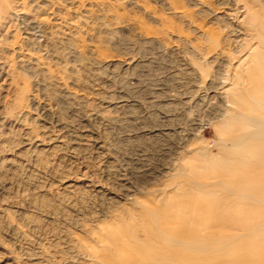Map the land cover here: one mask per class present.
Segmentation results:
<instances>
[{
	"label": "rangeland",
	"instance_id": "374dc122",
	"mask_svg": "<svg viewBox=\"0 0 264 264\" xmlns=\"http://www.w3.org/2000/svg\"><path fill=\"white\" fill-rule=\"evenodd\" d=\"M200 1L205 8L195 0H0V264H92L93 250L104 255V228L128 218L126 186L144 193L172 183L190 149L216 140L206 125L215 100L199 101L205 77L197 71L214 72L206 32L227 33L213 12L240 2ZM245 1L264 13V0ZM53 11L70 25L44 46L20 15L50 19ZM28 51L34 59L24 62ZM52 130L62 144L35 143ZM106 184L114 194L96 193ZM262 217L264 203L253 223L264 227ZM263 230L251 242L260 257Z\"/></svg>",
	"mask_w": 264,
	"mask_h": 264
},
{
	"label": "bare ground",
	"instance_id": "6f19581e",
	"mask_svg": "<svg viewBox=\"0 0 264 264\" xmlns=\"http://www.w3.org/2000/svg\"><path fill=\"white\" fill-rule=\"evenodd\" d=\"M71 1L73 5L80 3L79 0ZM195 1L205 8L204 2ZM239 2L235 9H227L229 12H213L217 19L226 22L223 28L227 33L223 37L211 30L206 32L205 48L211 55L208 64L213 66L214 72L203 67L197 71L205 77V86L202 85L201 93L198 91L199 101L215 100L208 106L206 125L213 129L216 140L205 146L196 144L191 151L188 149L190 155L182 158L172 183L169 181L144 193L127 185L126 198L133 209L130 205L127 219L115 217H120L116 220L117 227L104 228V255L93 250L96 260H91L92 264H264V252L260 257L258 251L260 243L254 245L256 250L251 244L252 238L255 241L264 228L260 222L254 224L252 221V214L259 212L260 215V205L264 203V13L253 2ZM172 10L180 16L187 13L183 6L173 5ZM149 15L155 17L153 12ZM20 17L26 34L38 43L43 39L44 46L55 40V32L66 30L70 25L55 11L50 13V19L30 14ZM233 35L244 37V44L236 47L235 39H231ZM30 59L34 57L28 51L21 60ZM197 123L193 126H198ZM53 132L46 131L43 140L34 135L35 143H41L38 145L41 147H47L46 143L51 141L61 143V136ZM83 137L88 138L87 135ZM212 149L217 150L216 156L211 154ZM121 182L125 185L124 179ZM110 184L104 185V189L94 185L96 193L114 194ZM137 192L146 197L143 200L134 198ZM85 251L88 252V248ZM256 255H259L258 262L253 259ZM237 256L240 260L236 262L233 258Z\"/></svg>",
	"mask_w": 264,
	"mask_h": 264
}]
</instances>
